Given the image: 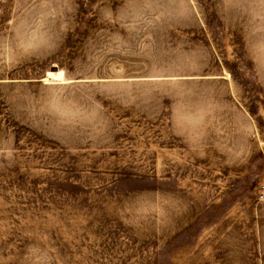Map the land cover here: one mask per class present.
<instances>
[{
  "label": "rangeland",
  "instance_id": "obj_1",
  "mask_svg": "<svg viewBox=\"0 0 264 264\" xmlns=\"http://www.w3.org/2000/svg\"><path fill=\"white\" fill-rule=\"evenodd\" d=\"M0 264H264V0H0Z\"/></svg>",
  "mask_w": 264,
  "mask_h": 264
}]
</instances>
